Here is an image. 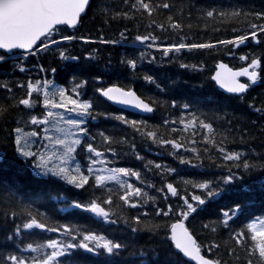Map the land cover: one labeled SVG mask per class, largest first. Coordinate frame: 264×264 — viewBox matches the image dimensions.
Returning <instances> with one entry per match:
<instances>
[{"label": "snow or ice", "instance_id": "snow-or-ice-1", "mask_svg": "<svg viewBox=\"0 0 264 264\" xmlns=\"http://www.w3.org/2000/svg\"><path fill=\"white\" fill-rule=\"evenodd\" d=\"M97 7L100 14L92 10V18L99 22L97 32L100 35L93 39L90 35L76 34L92 9V0H0V63L12 62L11 70L0 80V92L6 94L4 102L0 103V123L7 125L15 120L16 126L11 127L10 136L15 134L12 143L16 157L24 164L30 163L34 175L51 182H62L77 190V194H87L83 199L61 197L65 204L61 211L78 210L105 225H122L119 229L121 235L109 238L84 225L56 223L46 211L35 206V201H26L11 188L2 189L0 264H84L85 253L103 257L104 264H150L149 254L159 251L175 257L177 264H189L190 261L222 264L215 250L220 247L216 240L225 234L229 256L237 262L264 264V216H254L250 222L237 225L235 219L242 207L235 204L209 222H201L202 229L190 228L186 222L200 211L206 200L191 191L182 194L167 178L178 174V169L147 160L138 149V144L146 146L151 142L158 150L157 155L166 152L181 166L197 171L216 169L215 175L183 180L186 186L206 191L208 197L229 190L255 172L264 173V152H256L252 132L233 125L237 117L219 109L201 110L187 101L178 103L175 98L167 96L169 88L161 87L152 74L142 70L144 64L163 67L176 62L181 69L195 71L198 64L181 62L180 56L185 51L211 50L217 45L236 49L249 41L260 45L264 43V9L253 10L238 4H196L194 0H184L188 16L180 15L177 19L173 14L175 5L169 0H121L115 6L98 3ZM162 10L169 14L166 21L158 22L153 17ZM193 16L205 25L221 18L225 21L241 17L254 20L250 19L247 29L242 32L232 29L241 34L217 38L213 42L194 40L185 32L186 28L190 30L192 27L185 21ZM144 19L148 20L146 34H140L137 28V34L130 36L129 22ZM121 22L124 23L118 29L119 40L103 36L102 29ZM153 25L160 32L170 30L178 39L160 43V37L152 30ZM212 31L218 32L219 28L213 26ZM76 42L83 45L126 44L132 49L144 46L154 52L149 54L139 50L138 55L126 53L113 60L111 55L103 57L95 47L84 49L82 54H73L71 49ZM155 52L160 56L157 57ZM49 53L52 54L51 60L46 64L44 57ZM227 54L234 55L231 51ZM29 58H33L31 68L27 66ZM239 59L247 62L246 67L233 71L218 63L211 79L227 93L243 99L247 90L262 78L264 60L254 52L241 54ZM60 68L68 69L71 75L64 87H59L50 78ZM97 70L104 74L122 72L126 79L114 80L109 86L102 76L94 74ZM33 71L35 76L31 74ZM17 72L24 77H16ZM239 77H245L246 81L241 82ZM137 80L153 85L162 95L142 98L134 91ZM89 84L92 85L91 95L88 93ZM17 89L21 93L19 96ZM96 94L138 115L129 117L122 112L102 110L98 107L100 101ZM247 107L264 120V107H257L252 102ZM176 109H180L178 118L173 116ZM157 112L160 113V122L150 123L149 118ZM101 118L115 123L93 130ZM177 122L182 125L180 130L187 132L191 129L193 137L202 135L204 147L186 146L195 145L194 138L182 141L179 136L169 138L160 133L161 128L176 133ZM257 123L252 121L253 125ZM25 125L35 127L24 131ZM198 129L203 130L202 133ZM224 132L228 135L225 136ZM259 132L264 135V126ZM217 136L221 137L219 141ZM228 136L232 137L233 143L237 139L244 142L250 150L225 147ZM132 158L141 162L144 168L125 165L124 162ZM144 169L152 171L153 177H159V186L154 180L145 178ZM130 179L137 183L129 182ZM144 189L163 194V203L157 202L159 196H150ZM209 229V242L200 241L197 234ZM37 230L56 236L36 242ZM140 235H145L144 243H138ZM202 249L211 255L206 257ZM241 249L245 254L243 257L239 254Z\"/></svg>", "mask_w": 264, "mask_h": 264}, {"label": "trees", "instance_id": "trees-1", "mask_svg": "<svg viewBox=\"0 0 264 264\" xmlns=\"http://www.w3.org/2000/svg\"><path fill=\"white\" fill-rule=\"evenodd\" d=\"M169 2L175 5L173 14L175 18H179L180 15L185 17L188 13L184 10V0H169ZM196 4L201 3H214L221 4L223 6H229L231 4H238L246 8H251L253 10L264 9V0H194ZM107 3L112 6L121 3V0H92V9L89 10V14L84 17L83 24L77 31V35L83 33L90 35L93 39H98L100 33L97 32L99 27V22L94 21L92 18V10H95L97 14H100V8L97 5ZM169 13L167 10H162L160 14H154V19L158 22L166 21L167 15ZM254 18L241 17L238 20L228 19L223 20L221 18L217 21H209L207 25L203 22H198L195 16L191 20L186 19V23H191V29H185L194 40H208L213 41L217 38H231L236 34L232 31L233 28L240 29L241 32L248 27L249 20ZM258 22V21H257ZM123 23L114 24L112 27L102 29V34L105 38H115L119 40L118 29L123 27ZM148 20L144 19L142 22L131 23L129 22V27L132 31L129 35L137 34V28H139L140 34H146ZM219 28L218 32L212 31V28ZM154 34L160 37L159 42L162 44L171 43L177 40L178 37L175 36L170 30L166 32H160L152 26ZM71 32L72 30H68ZM264 39V37H262ZM147 43V42H146ZM98 48L100 54L107 58L109 55L113 60H118L121 54L131 53L139 54V50H144L149 54L154 52L153 49H145L144 46H138V49L129 48L126 44H121L117 46L111 45H83L80 42H76L72 46L73 54H82L84 49ZM218 49V50H217ZM227 51H231L234 55L227 54ZM256 53L261 55L262 60H264V43L260 45H254L250 41L246 42V45H241L236 49H231V46L217 45L216 49L202 50L200 52L188 53L185 51L183 55L180 56L181 62L185 63H196L199 67L195 70H185L178 66V63L173 62L171 64H165L163 67H155L150 64L142 65V70L152 74L161 84V87H167L170 91L167 96L170 98H175L178 103H183L185 101L191 103L195 107H199L201 110H221L222 112H227L231 116H235L238 119L233 121L234 126H238L241 130L245 128L255 135V150L257 153L264 152V135H261L259 128L264 126V120H261L258 113H254L251 109L247 107L249 102L254 103L257 107H264V64H262V78L258 81L257 85L251 86L248 91L244 94L243 99L238 98L234 95H225L217 90L215 84L211 80V76L214 74L216 65L218 63H224L229 68L237 70L242 67H246L247 62L241 61L239 56L241 54ZM157 57L160 56L159 52L154 53ZM171 55V54H170ZM52 54L49 53L48 56L44 57L47 64L51 60ZM33 58H29L27 61V66L31 68ZM12 67V62L7 61L0 63V80L6 77ZM33 76L36 75L35 71L31 73ZM95 75L102 76L103 79L110 86L111 82L114 80H125L126 75L122 72H114L111 74L100 73L98 70L94 73ZM16 77L23 78L24 74L15 73ZM56 82L59 87H64L67 80L71 79L70 71L68 69L60 68L57 74L50 76ZM172 83H169V82ZM17 96H19L20 90H15ZM134 91H136L141 97L147 95L161 96L162 94L157 92L155 87L151 84L145 83L143 80H137L134 83ZM89 95L92 94V85L88 86ZM5 93L0 92V103L4 102ZM100 103L98 107L102 110L112 111V112H122L129 117H136L137 115L121 111L107 102H105L101 97H98ZM87 98V97H85ZM255 98V99H254ZM35 111H42V109H36ZM171 111V109H170ZM180 114V109H176L173 112V116L178 118ZM256 120L258 123L256 125L252 124V121ZM149 122L152 124H157L160 122V113L157 112L154 116L149 118ZM114 121H105L101 118L96 124L93 130L104 129L110 127L114 124ZM91 124V122H90ZM15 120L10 121L9 124L5 125L0 123V190L11 188L15 190L20 196H22L26 201L32 200L36 202V207L40 211H46V214L50 215L56 223H75L77 225H84L86 228L94 231L96 234L105 235L109 238L113 236H120L119 231L122 225H105L103 222L98 221L96 218L92 217L90 214L80 212L78 210H65L64 201L60 199L61 197L71 199L73 196L77 199H83L87 194L80 193L77 194V190L71 189L70 186H65L62 182H51L46 178L38 177L33 174L31 164H24L20 159L16 157L15 145L12 143V138L15 134L12 133L10 136L11 127H15ZM178 129L176 133H171L170 131L161 128L160 133L165 137H176L179 136L183 141L185 138H194L197 143L195 145H186L189 147H199L203 148L204 145L201 143L202 135L193 137L192 130L189 129L187 132L182 131V125L177 122L175 125ZM31 125L23 126L24 131H29ZM199 130V129H198ZM201 133L203 130H199ZM223 131V130H221ZM227 136V132L223 133ZM221 139L217 136V140ZM170 147V146H168ZM225 147L230 150H250L249 147L239 139L235 143L232 142V137L228 136V140ZM138 149L140 153L146 157L147 160H153L154 162L168 164L172 167L178 169V174H174L171 177H167L174 186L178 187V190L184 194L187 191H191L194 194L201 195L202 198L206 200L204 206H200V211L194 214L189 221L186 222L187 226L192 228L193 226L200 227L202 229L201 222H209L214 219L215 216L222 210H227L229 207L235 204H240L242 211L240 215L235 219L237 225L241 223L250 222V218L254 216H264V173L255 172L251 176L244 177L241 181L237 182L235 186H232L229 190L219 193L215 197H208L206 191L193 189L190 185L186 186L183 183L184 179H199L205 176L215 175L216 169H202L194 170L187 168V166H181L176 160L166 152H160L156 154L158 150L151 142H147L146 146L138 144ZM218 155V154H217ZM78 159H80L78 157ZM127 166H134L137 169L144 168L141 162L135 161L134 158L124 162ZM152 171H155L153 168ZM152 171L144 169L145 178L152 179L159 186V177H153ZM129 182L136 184L135 179H130ZM143 188V185H140ZM118 187V186H117ZM150 196H159L158 203H163V194H157L152 189H144ZM190 199V197H188ZM152 201H149L151 203ZM122 203V202H119ZM35 237L36 242H43L46 237H55V233H39ZM209 230H202L197 235L200 241L207 243L209 242ZM145 235H140L138 237V243L145 242ZM197 238L194 236V239ZM227 240L226 234L223 238L217 239L216 243L220 247L215 250L217 256L222 259V264H246V262H237L233 257L229 256L226 252V248L229 246L225 241ZM202 254L206 257L211 255L206 250L202 249ZM240 256L243 257V249L239 252ZM84 264H104L103 257H92L90 254H83ZM138 259V258H137ZM150 264H177L176 258L169 256L164 251H159L156 254H149L147 257ZM182 259H184L182 257ZM185 260V259H184ZM119 264V262H117ZM189 264H193L189 262Z\"/></svg>", "mask_w": 264, "mask_h": 264}, {"label": "water", "instance_id": "water-1", "mask_svg": "<svg viewBox=\"0 0 264 264\" xmlns=\"http://www.w3.org/2000/svg\"><path fill=\"white\" fill-rule=\"evenodd\" d=\"M71 30V29H70ZM227 66V65H226ZM228 67V66H227ZM229 68V67H228ZM229 69H231V68H229ZM231 70H233V71H236V70H234V69H231ZM237 70H239V69H237ZM216 71H217V67L215 68V71H214V74L216 73ZM213 74V75H214ZM212 80V79H211ZM238 80H240L241 82H243V81H246V78L245 77H239L238 78ZM212 82L215 84V86H216V88H217V90L219 91V92H221V93H224L225 95H234V96H236L235 94H229V93H227L224 89H222L215 81H213L212 80ZM255 85H257V83L255 84ZM248 91V90H247ZM102 98V97H101ZM103 100H104V98H102ZM105 101V100H104ZM105 102H107L109 105H111V106H113V107H115V108H117V109H119V110H121V111H124V112H128V113H132V114H135V115H138L136 112H134L133 110H131V109H127V108H121L120 106H118V105H114L112 102H108V101H105ZM184 258V257H183ZM185 260H187L188 258H184ZM191 263H194L195 264V261H190Z\"/></svg>", "mask_w": 264, "mask_h": 264}, {"label": "rangeland", "instance_id": "rangeland-1", "mask_svg": "<svg viewBox=\"0 0 264 264\" xmlns=\"http://www.w3.org/2000/svg\"><path fill=\"white\" fill-rule=\"evenodd\" d=\"M34 127H35V126H32L30 130H33ZM61 127H63V125H61ZM30 130H29V131H30ZM22 142H23V141H22Z\"/></svg>", "mask_w": 264, "mask_h": 264}]
</instances>
